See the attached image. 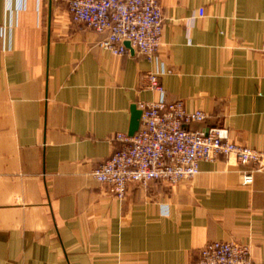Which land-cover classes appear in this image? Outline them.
<instances>
[{
    "label": "crops",
    "instance_id": "1",
    "mask_svg": "<svg viewBox=\"0 0 264 264\" xmlns=\"http://www.w3.org/2000/svg\"><path fill=\"white\" fill-rule=\"evenodd\" d=\"M69 1L0 0V264H192L214 240L264 264V171L243 184L251 166L220 156L124 199L93 175L132 106L159 98L145 79L158 69L169 100L208 114L187 129L264 150V0H160L153 59L101 48Z\"/></svg>",
    "mask_w": 264,
    "mask_h": 264
},
{
    "label": "built area",
    "instance_id": "2",
    "mask_svg": "<svg viewBox=\"0 0 264 264\" xmlns=\"http://www.w3.org/2000/svg\"><path fill=\"white\" fill-rule=\"evenodd\" d=\"M69 11L74 22L104 32L106 36L99 45L115 55L127 53L124 42L130 40L143 56L153 59L163 44L165 18L160 0H70ZM199 15H204V9L199 10ZM1 35L5 37V27ZM163 73L158 69L145 75L147 88L158 92L159 98L138 102L142 110L139 130L132 136L125 132L114 134L119 147L94 169V177L124 199L132 183L161 179L177 184L196 176L201 161L234 156L241 164L251 166L241 176L243 184H252L254 173L264 171V150L233 141L226 127L187 129L186 125L202 122L208 114L202 109H188L183 100H169L160 81ZM192 264L256 262L248 244L214 240L201 249Z\"/></svg>",
    "mask_w": 264,
    "mask_h": 264
},
{
    "label": "water",
    "instance_id": "3",
    "mask_svg": "<svg viewBox=\"0 0 264 264\" xmlns=\"http://www.w3.org/2000/svg\"><path fill=\"white\" fill-rule=\"evenodd\" d=\"M126 47L131 51L134 52L135 48L133 47L130 40H126L125 42ZM133 118L132 123L129 131V135H134L140 128L141 125V117H142V110L138 108L137 104L132 106Z\"/></svg>",
    "mask_w": 264,
    "mask_h": 264
}]
</instances>
